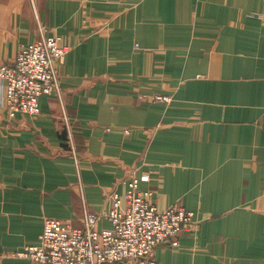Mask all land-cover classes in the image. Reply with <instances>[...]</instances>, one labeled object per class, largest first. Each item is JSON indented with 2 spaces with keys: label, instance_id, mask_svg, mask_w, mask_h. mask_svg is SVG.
<instances>
[{
  "label": "crops",
  "instance_id": "obj_1",
  "mask_svg": "<svg viewBox=\"0 0 264 264\" xmlns=\"http://www.w3.org/2000/svg\"><path fill=\"white\" fill-rule=\"evenodd\" d=\"M41 27L63 98L0 108V264H41L19 252L46 218L82 226L133 174L196 213L158 264H264V0H0V65Z\"/></svg>",
  "mask_w": 264,
  "mask_h": 264
},
{
  "label": "built area",
  "instance_id": "obj_2",
  "mask_svg": "<svg viewBox=\"0 0 264 264\" xmlns=\"http://www.w3.org/2000/svg\"><path fill=\"white\" fill-rule=\"evenodd\" d=\"M40 33L21 47L14 62L0 65V107L11 118L38 115L42 96L55 95L62 101L59 71L68 46L60 36L45 34L42 27ZM154 99L171 101L163 94ZM146 180L148 176H130L126 194H112L113 205L103 214L85 210L81 228L47 218L38 241L20 254L43 264H158L152 258L155 247L177 243L194 213L177 206L159 209L153 193L139 189ZM101 217L111 226L98 228Z\"/></svg>",
  "mask_w": 264,
  "mask_h": 264
},
{
  "label": "rangeland",
  "instance_id": "obj_3",
  "mask_svg": "<svg viewBox=\"0 0 264 264\" xmlns=\"http://www.w3.org/2000/svg\"><path fill=\"white\" fill-rule=\"evenodd\" d=\"M167 96H168V95H167ZM169 97H170V96H169ZM0 108H1V107H0ZM127 191H128V189H127ZM127 191H126V192H127ZM112 194H114V193H112ZM112 194H111V195H112ZM117 194H118V193H117ZM125 194H126V193H125ZM125 194H123V195H121V196H124ZM119 195H120V194H119ZM110 197H111V196H110ZM152 197H153V196H152ZM111 199H112V197H111ZM112 202H113V200H112ZM112 205H113V204H112ZM173 206H177V207H179V209L183 208V209H185V210H188V211H190V212L192 211V212L194 213V217H192V220L189 221V222L187 223L188 228H191V226H192L194 223H196L197 220L195 221V215H196L195 211H193V210H189V209H187V208H185V207H183V206H179V205H176V204H175V205H172V206H170V207H173ZM170 207H169V208H170ZM85 210H86V209H85ZM85 210H84V211H85ZM88 212H90V211H88ZM84 213H85V212H84ZM92 213H93V212H92ZM50 218H52V217H50ZM101 218H102V217H101ZM46 219H47V218H46ZM55 219H56V218H55ZM83 219H84V215H83ZM58 220H59V219H58ZM61 221H62V220H61ZM82 222H83V224H84V221H83V220H82ZM44 224H45V222H44ZM83 224H82V226H83ZM72 225H73V224H72ZM73 226L76 227V228H81V227H82V226H75V225H73ZM187 226H186V227H187ZM97 227H98V224H97ZM98 228H100V227H98ZM103 228H104V227H103ZM43 229H44V228H43ZM185 232H187V229H186ZM185 232H184V233H185ZM184 233H183V234H184ZM183 234H182L181 236H183ZM181 236L178 238L177 243H174V241H172V242H168V243H170V245H172L173 247H178V246L180 245V238H181ZM38 239H39V238H38ZM163 243H165V242H163ZM34 244H35V243H34ZM161 244H162V243H161ZM29 245H33V244H29ZM29 245H28V246H29ZM159 245H160V244H159ZM157 246H158V245H157ZM157 246H156V247H157ZM26 247H27V246H26ZM26 247H25V248H26ZM156 247H155V248H156ZM24 250H25V249H24ZM24 250H23V251H24ZM154 250H155V249H154ZM20 253H22V252H19V255H21ZM22 256H23V255H22ZM24 257H28V256H24ZM28 258H30V257H28ZM30 259H31V258H30ZM31 260H32V259H31ZM33 261H34V260H33ZM155 261H156V260H155ZM35 262H36V261H35ZM156 262H157V261H156ZM38 263H41V262H38ZM157 263H158V262H157ZM41 264H43V263H41Z\"/></svg>",
  "mask_w": 264,
  "mask_h": 264
}]
</instances>
